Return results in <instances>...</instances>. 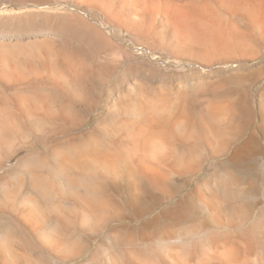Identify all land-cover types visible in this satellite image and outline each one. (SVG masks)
<instances>
[{
    "label": "bare ground",
    "instance_id": "6f19581e",
    "mask_svg": "<svg viewBox=\"0 0 264 264\" xmlns=\"http://www.w3.org/2000/svg\"><path fill=\"white\" fill-rule=\"evenodd\" d=\"M72 1L0 43V264H264V0Z\"/></svg>",
    "mask_w": 264,
    "mask_h": 264
},
{
    "label": "rangeland",
    "instance_id": "374dc122",
    "mask_svg": "<svg viewBox=\"0 0 264 264\" xmlns=\"http://www.w3.org/2000/svg\"><path fill=\"white\" fill-rule=\"evenodd\" d=\"M82 15L101 23L107 31L120 34L118 28L113 27L95 9L72 0H0V43H20L25 50L29 47L27 43L41 41L43 37L77 44L79 38L67 30L77 26ZM122 34V41L131 51L161 64H178L162 51H152L147 45L137 42L133 34L127 31ZM262 82L264 80L258 82L256 88Z\"/></svg>",
    "mask_w": 264,
    "mask_h": 264
}]
</instances>
